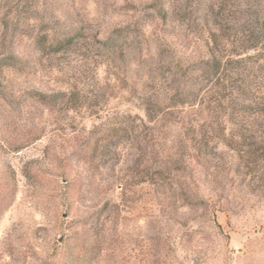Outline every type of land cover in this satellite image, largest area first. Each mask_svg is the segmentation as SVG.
<instances>
[{
	"label": "rangeland",
	"instance_id": "obj_1",
	"mask_svg": "<svg viewBox=\"0 0 264 264\" xmlns=\"http://www.w3.org/2000/svg\"><path fill=\"white\" fill-rule=\"evenodd\" d=\"M0 264H264V0H0Z\"/></svg>",
	"mask_w": 264,
	"mask_h": 264
}]
</instances>
